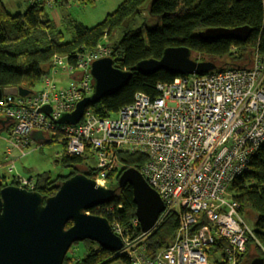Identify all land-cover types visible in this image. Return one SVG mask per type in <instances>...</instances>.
I'll use <instances>...</instances> for the list:
<instances>
[{
  "label": "built area",
  "instance_id": "obj_1",
  "mask_svg": "<svg viewBox=\"0 0 264 264\" xmlns=\"http://www.w3.org/2000/svg\"><path fill=\"white\" fill-rule=\"evenodd\" d=\"M106 56H112L106 42L76 53L72 60L57 54L38 89L26 96L3 95L0 118L11 120L8 151L27 155L24 148L38 144L31 133L40 131L63 143L64 155L91 154L94 179L106 188L111 173L122 172L119 151L145 156L140 172L165 205L158 223L173 212L178 226L172 241L150 255L144 243L149 233L131 237L119 222H112L123 239L117 254L129 264H240L250 236L264 254V242L255 237L229 189L264 143V53L255 48L248 67L216 68L158 82L157 95L137 92L114 117L101 118L88 107L78 123L59 124L93 93L91 65ZM56 76H69L70 81L58 86ZM46 106L50 112L42 110ZM7 167L13 172L15 161ZM11 178L13 185L35 190L28 174ZM133 225L141 228L137 218ZM218 241L224 243L221 249L215 247Z\"/></svg>",
  "mask_w": 264,
  "mask_h": 264
},
{
  "label": "trees",
  "instance_id": "obj_2",
  "mask_svg": "<svg viewBox=\"0 0 264 264\" xmlns=\"http://www.w3.org/2000/svg\"><path fill=\"white\" fill-rule=\"evenodd\" d=\"M79 1L81 4L95 2ZM61 2L63 6L70 4L69 0ZM47 3L48 0H31L24 12L13 15L0 0V88L25 87L35 91L55 55H68L72 60L76 53L90 51L103 42L112 48L114 66L122 70H132L144 59H159L170 46H187L193 59L213 61L219 69L248 67L257 47L264 53V0H124L113 13L93 27L70 21L69 41L63 40L64 33L50 19ZM144 11L155 22L147 26L144 22L140 27H132L135 19L144 15ZM244 25L252 29L245 42L231 39L208 41L199 36L200 31L209 27L234 28ZM120 28L124 29L122 37L113 40ZM175 77L165 70L149 75L134 72L128 84L119 92L102 98L90 107L99 117H114L121 107L133 101L137 92L155 96L158 94V82H171ZM6 129L9 131V126ZM50 142L55 141L49 137ZM117 156L123 166L122 170L132 167L140 171L146 160L141 154L126 151H119ZM94 161L88 153L76 156L63 154L62 162L70 167V173L55 179L48 172L32 176L35 178V191L47 198L54 195L59 185L71 175L81 172L94 178ZM79 165L84 168L78 169ZM120 174L111 173L108 188L116 192L111 202L101 206L109 207L113 204L114 207L108 214L104 213L106 211H95L96 207L91 208V212L105 216L110 223L115 220L120 222L133 237L141 234L142 230L132 224L136 217L133 188L129 184L119 186ZM6 179L5 175L0 176V189L7 184H14L13 180L7 182ZM229 189L232 197L240 204L241 214L251 222L255 237L264 242V143L252 156L248 169L232 182ZM71 225L69 222L66 227ZM177 226V213L170 212L160 220L144 240L148 253L153 255L170 243ZM84 241L85 255L71 256V246L63 264H110L119 259L129 264L117 252L107 250L95 241ZM223 245V241L215 243L218 249ZM244 256V264H249L254 256L264 257L259 244L251 236ZM216 264L220 263L217 261Z\"/></svg>",
  "mask_w": 264,
  "mask_h": 264
},
{
  "label": "water",
  "instance_id": "obj_3",
  "mask_svg": "<svg viewBox=\"0 0 264 264\" xmlns=\"http://www.w3.org/2000/svg\"><path fill=\"white\" fill-rule=\"evenodd\" d=\"M251 33L248 25L209 27L200 31L199 36L208 41L231 39L245 42ZM216 68L213 61L193 59L187 46H170L164 50L161 58L144 59L132 70L115 67L111 56L97 59L90 70L93 93L81 99L73 112L64 114L57 122L78 123L86 108L119 92L128 84L134 72L149 75L165 70L177 76L203 74ZM30 93L32 90L25 87L0 88V98L3 95L26 96ZM42 110L50 112V107ZM10 123L9 118H0V131L6 130ZM31 138L39 144L49 142V137L40 131H33ZM118 184L120 187L127 184L132 186L136 217L141 230L150 233L165 209L159 193L138 169L132 167L124 169ZM115 192V189L97 184L94 178L81 172L65 179L57 192L47 198L35 190L13 184L3 186L0 189V264H63L71 246L86 239L118 252L123 247V239L113 231L108 218L86 213L92 207L111 202ZM69 222L72 225L67 228ZM249 264H264V257L256 256Z\"/></svg>",
  "mask_w": 264,
  "mask_h": 264
},
{
  "label": "rangeland",
  "instance_id": "obj_4",
  "mask_svg": "<svg viewBox=\"0 0 264 264\" xmlns=\"http://www.w3.org/2000/svg\"><path fill=\"white\" fill-rule=\"evenodd\" d=\"M10 11V13L17 14L21 13V9H25L26 1L24 0H3ZM124 0H95L93 4H81L72 3V5L62 6L59 8V22L61 28H58L64 33V41H69L71 39L70 35V21L80 22L88 27H93L101 23L108 14L113 13L117 7ZM21 3L18 6L17 3ZM23 5V6H22ZM28 5V4H27ZM23 7V8H22ZM144 15L138 16L133 22L132 27H140L145 22L147 25H152L155 20L151 19L145 11ZM145 26V27H146ZM144 27V28H145ZM124 32L123 28L117 30L114 34L113 40H119ZM67 78V79H66ZM69 76L65 77H55V83L58 86L66 85L69 81ZM39 88V86H38ZM37 88V89H38ZM0 117L2 115L0 114ZM8 134L9 131L6 129L0 131V176L5 175L7 182L12 181V176L15 174H30L31 178L35 180L32 176H37V174H42L44 172L50 173L53 179L59 176H67L71 169L66 167L62 162V155L65 151V146L61 142H50L44 144L32 143L30 146L25 147V151H29L27 155L21 156L22 152L18 149H12L11 152L8 151ZM15 161V169L13 172L8 171L7 163ZM84 166H78V169L82 170ZM30 171V172H29ZM108 204V203H105ZM104 205V204H102ZM99 215V214H98ZM252 227L251 222H248ZM86 242L78 241L72 245V249L69 251L71 256L82 257L86 251ZM252 252L255 250L251 249ZM251 254V253H250ZM254 254V253H253ZM256 257V256H254ZM253 257V258H254ZM124 260V259H123ZM245 260V257H244ZM110 264H127V262L121 259L115 260Z\"/></svg>",
  "mask_w": 264,
  "mask_h": 264
},
{
  "label": "crops",
  "instance_id": "obj_5",
  "mask_svg": "<svg viewBox=\"0 0 264 264\" xmlns=\"http://www.w3.org/2000/svg\"><path fill=\"white\" fill-rule=\"evenodd\" d=\"M26 1V4L25 6H28L29 5V2L31 0H24ZM59 1L61 0H48V10H49V16H50V19H52L54 21V23H56L57 27L61 28V25H60V22H59V8L62 7V2L59 3ZM2 2L5 4V2L2 0ZM70 4L69 5H72V3H80L79 0L75 1V0H69ZM28 4V5H27ZM18 6H21V3H17ZM6 6V4H5ZM23 6V5H22ZM7 8V6H6ZM23 8V7H22ZM8 9V8H7ZM27 7L25 9H21V10H26ZM10 12V11H9ZM21 12H24V11H21ZM13 14V13H12ZM1 127V126H0ZM35 141V140H34ZM38 143V142H37ZM39 144V143H38ZM8 164V163H7ZM2 176V175H1ZM86 253V251H85ZM85 255V254H84ZM83 255V256H84ZM82 256V257H83ZM75 257V256H74Z\"/></svg>",
  "mask_w": 264,
  "mask_h": 264
},
{
  "label": "bare ground",
  "instance_id": "obj_6",
  "mask_svg": "<svg viewBox=\"0 0 264 264\" xmlns=\"http://www.w3.org/2000/svg\"><path fill=\"white\" fill-rule=\"evenodd\" d=\"M49 74V66L47 67V71H46V74L44 75V77L46 76V75H48ZM102 118V117H101ZM104 118H107V117H104ZM126 169V168H125ZM124 171V169L122 170V172ZM121 172V173H122ZM121 175V174H120ZM1 180H3V179H1ZM6 181H7V179H6ZM99 206H101V205H98V206H95V207H92V208H95V211H98V212H102V211H106V210H108V209H110V208H113L114 207V205L112 204L111 206H109V207H102V208H98ZM92 210H91V208L89 209V210H87L86 211V213H88V214H94V213H92L91 212ZM137 217H135L134 219H136ZM133 219V220H134ZM116 221V220H115ZM114 222V221H113ZM118 222V221H117ZM137 222L138 223H140L139 222V220H138V218H137ZM120 223V222H119ZM111 224H114V223H111ZM121 224V223H120ZM132 224H133V221H132ZM122 225V224H121ZM123 226V225H122ZM244 254H243V258H242V261H241V263L240 264H244Z\"/></svg>",
  "mask_w": 264,
  "mask_h": 264
}]
</instances>
